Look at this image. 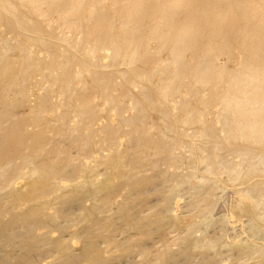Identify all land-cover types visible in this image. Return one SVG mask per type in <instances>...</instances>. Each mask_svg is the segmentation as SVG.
<instances>
[{"label":"bare ground","instance_id":"obj_1","mask_svg":"<svg viewBox=\"0 0 264 264\" xmlns=\"http://www.w3.org/2000/svg\"><path fill=\"white\" fill-rule=\"evenodd\" d=\"M263 16L264 0H0V264H264ZM244 217L251 234L229 235Z\"/></svg>","mask_w":264,"mask_h":264},{"label":"rangeland","instance_id":"obj_2","mask_svg":"<svg viewBox=\"0 0 264 264\" xmlns=\"http://www.w3.org/2000/svg\"><path fill=\"white\" fill-rule=\"evenodd\" d=\"M232 14L238 15L239 12L237 11V9H234L233 12H232ZM238 17L241 18L240 14L238 15ZM263 20H264V16H263ZM240 25L241 26L243 25L242 22L240 23ZM261 32L264 34V28L261 30ZM152 46L155 47L156 46V43L153 42L152 43ZM233 47H234L233 51L235 52V54L236 55L237 54L239 55V53H240V46H239V44L236 43V44L233 45ZM105 50H107V52L110 53V54L112 52V50H110L108 48L104 49L102 51L103 54L100 56V59L102 60V62H103V60L106 59L107 61L106 60L105 61H106V63H108L110 57H109V54L108 53H107L108 56L106 55ZM222 53H225V54H222ZM232 56H233V53L231 54L228 51L227 52H220V53L217 54L216 64L217 65H220V66H223V67L227 65L226 67H228L230 69H233L234 68V61H232L233 60ZM103 57H105V58H103ZM108 57H109V59H108ZM160 57H162V60L164 59V61L165 60L167 61V59H169V57H170L169 52L168 51H164L161 54ZM190 58H191V53L188 52V54H187V60H189ZM223 63H224V65H223ZM141 65H143V64H140L138 66L141 67ZM143 67L145 69H150L152 66H150L148 64V65H143ZM130 68L131 67L130 66H127V64H124L123 62H120V63L117 64V66H111V67L109 66V68L106 69L108 72H111V74L113 75L114 80L117 82L116 87L113 89L114 91H112L113 94L119 95L120 96V99L122 101H124L126 104H129L132 101V100H130V98L127 97L126 93H131L132 92V94L137 95L138 92H139V89L141 87V84L140 83H138V85H131L130 82L128 81L129 77H128V74L125 73V72H127ZM117 70H119V72ZM112 72H114V73H112ZM161 77H162L161 75H157L153 79V81L154 82H157V81H159V79H161ZM148 85H150V84H148ZM134 87H136V88H134ZM130 89H131V91H129ZM115 91H117V92H115ZM205 91H206V93L207 92H210V87L206 88ZM174 99L175 100L172 103L174 105H178L177 104V101H179V97H176ZM106 105L107 104L101 103V107L102 108H106V111H105V114H104L105 116L101 118V120L99 121V124H101L103 121H105V122L110 121V122H113V123H117L119 121V117L117 115V112H116L115 107H112V106L109 107V106H106ZM218 107H219V104H216L215 107H214V109H217ZM133 112H134L133 109H128L127 112L125 113V115L128 116V115L132 114ZM262 177H261V179H259L260 177L255 178V180L256 179L258 180L255 184H260V182L263 179ZM224 178H226V177H224ZM225 183L226 184H224L225 186H223V188H224V192H227L226 198H225V202H224L226 204L227 201H228V199H229V194L230 195L232 194V193H230L231 192L230 190H232V188L230 189V187H232V184L229 183V182H227V181ZM23 184H24V180H21V182H19L17 184V186L18 187H21ZM224 192L223 191H221V193L219 192V195H222V193H224ZM232 192H233V190H232ZM183 202H185V201H183ZM220 209H222V208H220ZM178 213H181V210H179ZM217 216H219V215L217 213H215L214 218H216ZM247 223H248V220L245 217L242 218L241 220H238L236 223H234L232 225L234 228L232 226L230 227V231H228L229 235L235 236L236 234H240V235H242L244 237H246L247 235H250L251 232L249 231L250 228H249V225ZM202 228L204 229V227H202ZM208 230L209 231L213 230V227L209 228ZM208 230H207V232H208ZM177 234H178L177 232H174V234L172 233L170 236L173 237V236H176ZM200 234H201V232H200ZM75 247H77V248L80 247V244L79 243H76ZM261 258H262V255H257L256 258L247 260L246 261V264H258L259 261L261 260ZM226 263H230V261L228 260ZM236 264H238V263H236Z\"/></svg>","mask_w":264,"mask_h":264}]
</instances>
